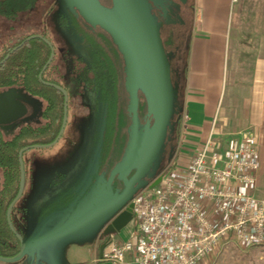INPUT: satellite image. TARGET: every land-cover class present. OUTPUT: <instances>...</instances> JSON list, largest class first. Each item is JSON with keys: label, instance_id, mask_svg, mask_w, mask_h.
Listing matches in <instances>:
<instances>
[{"label": "flooded vegetation", "instance_id": "flooded-vegetation-1", "mask_svg": "<svg viewBox=\"0 0 264 264\" xmlns=\"http://www.w3.org/2000/svg\"><path fill=\"white\" fill-rule=\"evenodd\" d=\"M94 1L96 10L113 5L112 0ZM173 1L179 4L174 9L184 12L187 18L193 16L192 0ZM149 7L156 20L152 5ZM91 9L88 0H0V27L5 30L0 36V65L31 41H38L41 49L28 51L29 69L34 68L46 52L48 54L36 82L18 81L12 86H0L1 103H19L24 109L22 113L13 111L11 119L0 121V185L5 182V153L21 142L26 143L18 151L19 182L13 201L21 182L20 152L28 148L21 156L23 192L12 208L13 226L19 234L32 226L28 222L30 217L34 218L36 200L44 202L66 196L76 209L92 198L93 188L100 186V174L106 179V190L122 192L124 183L118 175L111 184L107 180L126 152L132 129L136 126L140 131L150 120L145 112L147 95L139 81L134 45L116 38L103 27L100 19L87 17L92 15ZM37 11L38 18L35 17ZM31 36L38 37L27 41ZM77 119L90 122V144L84 157L70 173L54 176V180L61 183L54 182L59 184L44 192L41 198L29 201L26 197L33 191V184L28 183L26 190L27 174L31 177L35 167L27 154L57 144L65 129L72 128ZM53 135L54 139L48 142ZM99 239L107 246L112 233H101Z\"/></svg>", "mask_w": 264, "mask_h": 264}, {"label": "built area", "instance_id": "built-area-1", "mask_svg": "<svg viewBox=\"0 0 264 264\" xmlns=\"http://www.w3.org/2000/svg\"><path fill=\"white\" fill-rule=\"evenodd\" d=\"M218 122L215 117L208 137L186 162L176 154L178 159L153 180L160 178L156 186L134 195L136 234L125 241L112 239L101 261L207 264L227 245H264V201L247 191L255 187L260 168L257 138L239 132L222 139ZM129 253L132 261L127 260Z\"/></svg>", "mask_w": 264, "mask_h": 264}, {"label": "water", "instance_id": "water-1", "mask_svg": "<svg viewBox=\"0 0 264 264\" xmlns=\"http://www.w3.org/2000/svg\"><path fill=\"white\" fill-rule=\"evenodd\" d=\"M88 1L92 8V15L87 17L100 19L103 27L109 29L116 38L119 37L126 43L134 45L139 62V71L137 72L139 81L147 95L145 112L150 120L146 122L142 130H137L136 126L132 129L131 139L123 159L113 169L107 180L111 184L114 177L118 175L124 183L122 192L114 193L112 188L105 189L106 191L97 190V193L94 192L95 198L89 199L82 206L73 209L71 204L63 211L52 212L49 214L47 222L42 225L36 224L33 229L25 230L19 234L11 221V211L24 188V169L21 156L23 151L28 148L23 149L20 152L19 193L7 210L9 228L20 243L19 252L13 257L0 256V262L3 263H15L23 258L33 260L36 254L38 256V251L48 244L57 242L63 248L62 243L67 237L74 234L83 235L89 230H97L98 233L104 235L120 232L133 220L132 203L130 202L134 195L148 185L156 186L160 181L158 178L151 182L147 179V175L162 151L171 118L176 111L173 105L175 90H173L171 80V64L163 44L159 25L146 0H112L111 8H99V10H96L94 0ZM37 37L31 36L27 41ZM51 59L52 57L46 66ZM55 87L60 89L58 86ZM19 110L21 113L24 111L23 106L19 103L0 102V121L11 119L12 112ZM129 175L131 176L129 177ZM65 214L67 218L64 221L58 219ZM104 247L105 244L101 246V255Z\"/></svg>", "mask_w": 264, "mask_h": 264}, {"label": "crops", "instance_id": "crops-1", "mask_svg": "<svg viewBox=\"0 0 264 264\" xmlns=\"http://www.w3.org/2000/svg\"><path fill=\"white\" fill-rule=\"evenodd\" d=\"M192 1L193 25L182 86L189 149L195 151L205 141L215 117L225 124L224 130L254 134L260 168L255 187L247 191L264 201V36L257 35L255 45L242 49L239 34L232 36L229 32L231 14L239 1ZM192 154L186 149L181 157L183 162ZM102 245L96 244L89 264L108 263L100 260ZM132 259L133 254L129 253L127 260ZM4 264L66 262L62 246L56 242L38 251L33 260L25 258L21 263Z\"/></svg>", "mask_w": 264, "mask_h": 264}, {"label": "rangeland", "instance_id": "rangeland-1", "mask_svg": "<svg viewBox=\"0 0 264 264\" xmlns=\"http://www.w3.org/2000/svg\"><path fill=\"white\" fill-rule=\"evenodd\" d=\"M103 1L109 2L108 0ZM232 12L229 32L232 36L239 34L243 40L240 46L242 49H250L251 46L257 43V35L264 36V0H239L238 5ZM153 13L156 15L155 11H153ZM181 13L185 15L184 12ZM35 17H39L38 11L35 12ZM177 27L178 26L175 25V28H173L174 30L172 26H166L164 30L160 29L163 39L166 40L171 36L173 41L179 40L180 35ZM0 29V36H2L5 30L1 27ZM188 35H185L186 40L187 37H189ZM174 46L175 43L166 47L168 53H172ZM175 63L176 60H174V62L172 61L173 72L178 68V65L176 66ZM173 79L174 81L177 80L175 74ZM182 86L180 87L178 98L175 99L178 104L176 103V112L171 121L173 123V120L175 121L176 118L178 123L176 125L169 124L170 126L168 127L167 137L162 151L147 175V179L151 182L173 161L176 154H178L179 157L180 154L185 153L186 149H188L189 152L191 151V153L194 152L190 150L189 148L191 147L188 146V141H190V139L187 138L186 134L187 121L185 122L184 119L187 113L185 112V98ZM217 119L220 121L219 117H217ZM89 126L90 122L88 120L77 119L72 128L65 129L57 144L42 150L31 151L27 154L32 157V165L35 167L31 177H29L30 173L27 174L26 190L28 188V183L33 184V191L28 195L29 197H26L29 201L37 197L41 198L44 192L61 183V180H59L60 182L58 180L55 181L54 176L61 173L64 174L65 172L70 173L75 168L76 164L81 161L90 144ZM224 128L226 129L225 124L218 122V131L221 133L220 137H222V139L232 137L239 133V131L230 132L224 130ZM221 142L224 144V140ZM177 159L178 158H175V160ZM99 180L101 181L100 186H97L98 188L93 186L95 187L93 188L95 193H97V190H105L106 187V179L104 180L101 174ZM92 198H95V195L92 196ZM47 201H50V198ZM33 205L35 207H33L34 218L30 217L28 224L35 226L36 224L42 225L47 222L49 219L48 216L51 213H48L47 216L42 215V213L38 215L42 209L38 206L37 200ZM66 218L67 215L65 214L58 219L64 221ZM32 226H27L25 230L33 229L34 227ZM135 234L136 231L133 220L123 227L120 232L112 233L114 236L113 240L115 241L132 239ZM99 238L100 233H98L97 230H89L83 235L74 234L67 237L62 243V251L65 256L66 264H89L90 260L93 258L96 244L102 242V239ZM0 264L4 263L0 262ZM207 264H264V245L249 248L239 247L234 244L227 245V247L225 246L216 250L208 259Z\"/></svg>", "mask_w": 264, "mask_h": 264}, {"label": "trees", "instance_id": "trees-1", "mask_svg": "<svg viewBox=\"0 0 264 264\" xmlns=\"http://www.w3.org/2000/svg\"><path fill=\"white\" fill-rule=\"evenodd\" d=\"M147 1L152 5L156 13L155 17L159 28L161 26V30H164L166 26H172V29L175 28V25L178 26L177 28L179 31L180 39L177 41H173V38L171 36L170 38L164 40L161 34L165 49L167 46L175 43V46L172 49V53H168V50H166V52L169 56L171 64V80L173 90H175L174 95L176 99L179 96L180 87L183 85L185 77V69L188 61L189 39L193 25V16L187 18L180 11H178V8L177 10L174 9L173 7H178L179 4H177V2L175 3V1L173 0ZM185 35L189 36L187 37V40ZM39 44L40 43L38 41H31L30 43H26L23 47L12 54L3 64L0 65V86H12L15 85L18 81L28 84L29 82H36L38 80V74L47 61L48 54L46 52L44 56L38 59L39 61L32 69H29L27 54L28 51L32 50L33 48L39 49ZM41 45L43 47V44ZM174 60H176V66L178 65V68L175 67V72H173L172 68V61L174 62ZM174 74L177 78V80L175 81L173 79ZM175 99H173V105L176 108L177 102ZM170 123L176 125L178 121L175 118V121L173 120V123ZM55 135L51 136L48 142H51L54 139ZM25 145L26 143L21 142L18 145L13 146V148L9 149L8 153H5L7 155V158L5 160L3 159V163L7 167L3 169V178L5 182L0 185V256L3 257H13L19 252L20 243L15 234L9 228L7 222V210L18 191V151ZM71 203L72 201L70 202V200L66 196L59 197L56 200L37 202L38 206L42 209V211L39 212L38 215L42 213V215L47 216L48 213L63 211L67 209L71 205ZM13 211L11 213V221L14 225ZM24 260L25 258L21 259L17 263H21Z\"/></svg>", "mask_w": 264, "mask_h": 264}]
</instances>
